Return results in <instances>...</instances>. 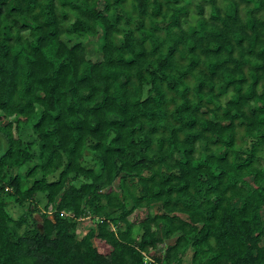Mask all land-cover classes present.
<instances>
[{
    "label": "trees",
    "instance_id": "obj_1",
    "mask_svg": "<svg viewBox=\"0 0 264 264\" xmlns=\"http://www.w3.org/2000/svg\"><path fill=\"white\" fill-rule=\"evenodd\" d=\"M263 157L264 0H0V264H264Z\"/></svg>",
    "mask_w": 264,
    "mask_h": 264
},
{
    "label": "rangeland",
    "instance_id": "obj_2",
    "mask_svg": "<svg viewBox=\"0 0 264 264\" xmlns=\"http://www.w3.org/2000/svg\"><path fill=\"white\" fill-rule=\"evenodd\" d=\"M64 27L67 30L70 29V26L67 23L64 24ZM23 34L26 35L27 32H24ZM62 37L68 43L69 42H73L76 39V37H74L73 35H70V33L68 31L65 32ZM85 45H86L89 57H91V58H99L100 57V53L98 51H96L95 45L93 43H88V42L85 41ZM21 133H22V136H26V138L32 136L31 135L32 131H31L30 127H28V126L23 127ZM262 160L264 162V157L262 158ZM116 185H117V180L114 182V186H116ZM48 210L49 211L51 210V206L48 207ZM12 211L14 213V216H17V214L19 212V207H17V206L16 207H12ZM140 215H142V214L140 213ZM35 216L39 218L37 213H35ZM91 224L92 223H91V221L89 219L81 220L79 222L78 228L76 230L77 236L80 237L81 235H83L88 230V228L91 226ZM168 241H170V240H168ZM94 243L98 244L102 248H106V249L109 248L104 242H99L97 239H94ZM263 243H264V240H263ZM190 256H191V254L188 251L185 254V256H184V264H187L190 261Z\"/></svg>",
    "mask_w": 264,
    "mask_h": 264
}]
</instances>
